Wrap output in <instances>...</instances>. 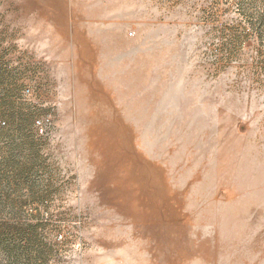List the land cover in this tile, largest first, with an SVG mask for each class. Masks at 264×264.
Listing matches in <instances>:
<instances>
[{
    "label": "rangeland",
    "instance_id": "374dc122",
    "mask_svg": "<svg viewBox=\"0 0 264 264\" xmlns=\"http://www.w3.org/2000/svg\"><path fill=\"white\" fill-rule=\"evenodd\" d=\"M0 264H264V0H0Z\"/></svg>",
    "mask_w": 264,
    "mask_h": 264
},
{
    "label": "built area",
    "instance_id": "2783aa9c",
    "mask_svg": "<svg viewBox=\"0 0 264 264\" xmlns=\"http://www.w3.org/2000/svg\"><path fill=\"white\" fill-rule=\"evenodd\" d=\"M49 121H50V115H46L43 118L35 121V124H34L35 129L39 135L44 133L45 124Z\"/></svg>",
    "mask_w": 264,
    "mask_h": 264
}]
</instances>
